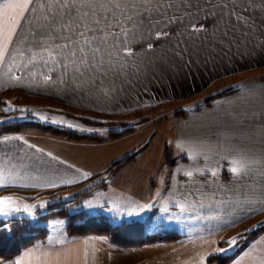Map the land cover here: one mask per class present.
<instances>
[{
    "label": "crops",
    "instance_id": "1",
    "mask_svg": "<svg viewBox=\"0 0 264 264\" xmlns=\"http://www.w3.org/2000/svg\"><path fill=\"white\" fill-rule=\"evenodd\" d=\"M8 2L0 0V14ZM8 11L15 15L12 9ZM47 12V0H33L11 40L0 41V90L18 89L49 101L50 97L63 93L58 98L75 104L81 111L91 109L129 115V118L144 110L159 111L177 104L187 107L186 112L175 115L174 125L166 130L171 135L173 150L181 155L177 161L168 158L167 174H124L122 167L121 173L111 176L99 192L100 198L103 194L107 199L91 212L83 210L86 215L119 220L112 221L114 224L138 220L144 222L150 233L170 230L181 237L175 241L122 247L95 234L70 237L65 223L58 239H53L50 231L44 242L0 264H14L22 258L24 264H216L208 263V257L231 254L230 251L220 253L218 249L229 248L227 242L237 239L240 233L264 225V52L246 53L243 46L240 51L236 47L229 51L227 45L197 51L201 41L195 37L184 35L156 40L154 35L146 36L131 45L135 56L125 57L130 62L142 63L145 68L142 73L109 76L103 82L93 83L91 77L74 78L71 69L66 74L60 64H46L47 52L33 46L32 33L40 29ZM254 15L264 19V9ZM181 40L184 43L177 47ZM149 42L154 44L151 51L147 49ZM180 52L182 56L175 54ZM160 57H165V61L152 68L149 61ZM45 76L51 79L45 81ZM228 88L235 90L207 99ZM45 106L65 108L55 104ZM150 117L129 119L130 123L125 120L126 126L122 129L132 126L133 130L135 122L143 118L150 120ZM27 131L0 136V140L5 136L19 137L0 143V168L23 177L7 188H0V197H13L16 206H21V201L26 205L27 198L36 192L77 184L109 164L95 154L83 164L55 155L48 158L43 147L46 136L31 132L30 135L38 136L36 141ZM52 136L55 138L51 141L58 145L56 151L60 150V144L88 141ZM169 141L167 138L166 149ZM241 157L250 166L236 175L231 171L233 160ZM213 170L216 175H212ZM187 172H192V176H187ZM53 183L55 187L48 186ZM117 199L116 204H123L119 209L111 206ZM144 205L151 207L139 216L127 215L128 211H139ZM237 247L238 244L232 247V253ZM26 253L29 255L25 256ZM228 264H264V231L246 241Z\"/></svg>",
    "mask_w": 264,
    "mask_h": 264
},
{
    "label": "snow or ice",
    "instance_id": "2",
    "mask_svg": "<svg viewBox=\"0 0 264 264\" xmlns=\"http://www.w3.org/2000/svg\"><path fill=\"white\" fill-rule=\"evenodd\" d=\"M32 3L33 0H9L4 5V12L0 14V41L11 40L20 18ZM47 7L48 12L43 17L40 29L32 33L33 46L47 52L46 64H60L66 74L71 69L74 78L91 77L93 83L97 80L103 82L109 76L142 73L145 70L142 63L130 62L125 57L135 56L131 45L141 42L146 36L154 35L156 40L171 36L195 37L201 41L197 51L227 45L229 51L232 47L240 51L243 46L246 53L257 50L264 52V19L254 15L256 11L264 9V0H47ZM8 9H12L15 15L9 13ZM180 43L184 41L181 40L177 47ZM153 48V43H147L149 51ZM175 54L182 56L183 52ZM165 57L149 61V64L155 68L158 62L165 61ZM50 79L45 76V81ZM12 139L19 137L5 136L0 143ZM233 164L231 171L236 175L250 166L243 157L233 160ZM186 175L191 177L192 172ZM212 175H216L214 170ZM17 179L23 177L19 173L11 175L9 170L0 168V188L13 185ZM13 201L11 196L0 197V230L9 233L15 220L24 222L19 213L30 221L37 219L34 211L37 205L14 207ZM39 207L44 208L45 203ZM85 207L93 208L95 205L86 201ZM150 207L140 206L139 211L133 209L127 215L139 216ZM227 243L229 248L218 249L220 253L229 251L237 244V239L233 238ZM14 264H24L23 258Z\"/></svg>",
    "mask_w": 264,
    "mask_h": 264
},
{
    "label": "rangeland",
    "instance_id": "3",
    "mask_svg": "<svg viewBox=\"0 0 264 264\" xmlns=\"http://www.w3.org/2000/svg\"><path fill=\"white\" fill-rule=\"evenodd\" d=\"M0 91H2V93H0V124L6 122L35 120L46 125L63 128L66 131L83 133L97 137L87 139L88 141H80L79 143H74V145L60 144V150L56 151L55 149L58 145L51 141L53 140L52 138H55V136L52 135L60 134H55L48 131L43 132V130L39 131L41 129L37 130L38 128L34 127H26L22 128L19 131L10 132L6 134H18L22 130L28 129V136L33 139H37L36 141L39 140L38 136L33 135V133L32 135H30L31 132H38V134L46 136V141L43 142V147L47 151L48 158H52V155H55V157L58 158H70L80 162V164H83L85 162H88L90 156L95 154L96 156H99V160L102 156L105 158V160L109 161V164L105 167L103 171H100L98 174H94L88 179L82 180L77 184L68 187L67 185H62V187H58L52 190L31 194L30 197L27 198L28 201H26L25 203L28 206L37 205V207L34 209L37 219L31 222H36L40 214L47 212L49 209L55 206H65L66 201L71 200V198L73 197H75L74 203L71 202L66 205V208L68 209L67 211L69 213L80 212L83 211L84 208L89 209L88 211L91 212L93 211L92 209H95L98 205H100L99 203H101L103 199H107L102 197L103 194L100 198L99 192L103 191L102 188L105 187L107 180L111 176H113L116 172L117 175L121 173V171L119 170L122 167V172H124V174L137 173L149 175H164L167 174V171L169 169V167H167V161L169 160L168 158H172L174 161H177L179 157H181L179 152L173 150V141L171 140V135L168 134L166 131L169 130L172 125H174V121L176 118L175 115H177V113H180L181 111L183 112L188 109L187 107L184 108V106H179V104H177L176 106H167L168 108H165L164 110L160 109L159 111H139L135 114L134 118H129V115L120 116L119 114L114 115V113H101L99 111L91 109L81 111L79 107L75 104L68 103L66 101H61L62 99L58 97H63V93L54 95L53 98L50 97L49 101L48 98L38 96L34 93H26L25 91L18 89H12L9 92H6V90H4L5 92H3V90ZM9 99H15V102H13L12 100L7 102V100ZM51 100H53V103H51ZM51 104L63 106L65 108H62V110H60V108L55 109L56 107L54 108L45 106ZM172 108H175L174 110L176 111H171ZM5 109H7V111H5ZM79 111L81 112L79 113ZM144 116H151L150 120H148V118L139 119L137 122H135L137 123V125L134 127L133 130L131 129L132 131L130 130L120 132L122 127L126 126L125 120L130 123L131 121L129 119H132L133 121L139 117ZM53 121H55L56 123H53ZM69 125H71V127H69ZM167 138L170 139L168 149H166L165 147ZM135 152L136 154L133 159L136 160V163H132V160L128 161L123 166H121L113 175L107 178V180H105L103 184L104 186L100 185V187L95 190L97 191L96 193L94 191L90 196L84 199L81 198V191L88 188V186L91 184H97L98 182H100L103 176L102 173H104L110 165H112L116 160L122 158L123 156ZM98 169L103 168H95V170ZM109 192L112 193L111 191ZM92 195L93 197H91ZM105 195L106 191L104 192V196ZM88 200L91 201L93 205H95V207H85L84 203ZM21 202V206H16L15 204L13 205L15 207L23 208L25 205H23V201ZM111 202L109 203L112 204ZM116 202H118V199L117 201H115V204H112L111 206L114 205L118 209L120 207V204L121 206H123L122 203L118 205L116 204ZM42 203H45L44 208L39 207V205ZM18 215L20 217L26 218L23 213H19ZM112 221L119 220L113 219ZM65 223L66 219L60 217L52 218L47 221V225L49 226L50 231H52L51 237L53 239H58L59 236H62L61 232L65 226ZM257 228L259 227H255L254 229H250L248 231L240 233L237 238V244L239 245V241L243 238V236L245 237L246 234L253 232L252 230H255ZM261 232L256 233L255 236ZM255 236H251L247 241L254 238ZM237 244L234 247H236ZM229 251L227 252L232 253L233 248L231 247Z\"/></svg>",
    "mask_w": 264,
    "mask_h": 264
},
{
    "label": "trees",
    "instance_id": "4",
    "mask_svg": "<svg viewBox=\"0 0 264 264\" xmlns=\"http://www.w3.org/2000/svg\"><path fill=\"white\" fill-rule=\"evenodd\" d=\"M233 88H228L214 95L208 96V100L224 93L232 92ZM34 127L43 131H48L55 134H60L65 137L74 139H91L97 136L87 135L83 133H75L66 131L63 128L46 125L35 120H25L17 122H6L0 124V135L19 131L22 128ZM132 126H127L120 132L131 130ZM119 133V132H118ZM117 134V133H113ZM135 153L128 154L116 160L109 168L102 173V180L97 184H91L85 190L81 191V198L90 196L97 188L104 186L105 180L113 175L121 166L128 161L133 160ZM75 197L66 201L65 206H55L47 212L39 215L36 222H31L27 218H23L24 222L15 220L11 225L12 231L0 230V261L13 259L18 256L24 249L33 246L37 243L44 242L50 233L47 221L52 218L60 217L66 219V232L71 236H84L95 234L107 237L112 243L122 247L140 246L146 243H155L159 241H175L181 237L176 231H158L150 233L146 231L145 224L142 221H123L119 224H114L109 218L104 215H86L84 211L69 213L66 208L68 203H74ZM239 241V245L235 252L231 254H213L208 257V263L215 262L216 264H228L244 247L245 242L256 233L264 231V226H261Z\"/></svg>",
    "mask_w": 264,
    "mask_h": 264
}]
</instances>
